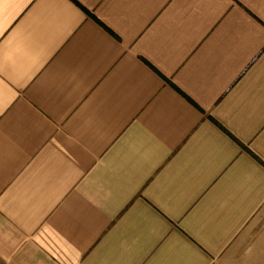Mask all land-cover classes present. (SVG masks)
<instances>
[{
  "label": "crops",
  "instance_id": "obj_1",
  "mask_svg": "<svg viewBox=\"0 0 264 264\" xmlns=\"http://www.w3.org/2000/svg\"><path fill=\"white\" fill-rule=\"evenodd\" d=\"M0 264H264V0H0Z\"/></svg>",
  "mask_w": 264,
  "mask_h": 264
}]
</instances>
